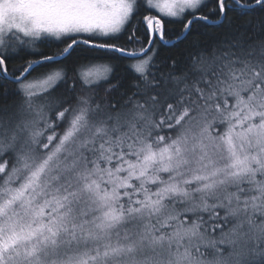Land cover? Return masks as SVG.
I'll list each match as a JSON object with an SVG mask.
<instances>
[{
    "label": "snow or ice",
    "instance_id": "obj_1",
    "mask_svg": "<svg viewBox=\"0 0 264 264\" xmlns=\"http://www.w3.org/2000/svg\"><path fill=\"white\" fill-rule=\"evenodd\" d=\"M0 264H264V0H0Z\"/></svg>",
    "mask_w": 264,
    "mask_h": 264
}]
</instances>
